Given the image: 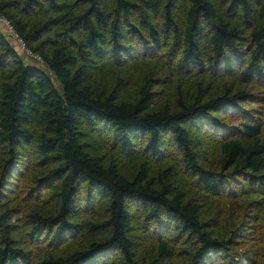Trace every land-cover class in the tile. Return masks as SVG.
Returning a JSON list of instances; mask_svg holds the SVG:
<instances>
[{
    "label": "trees",
    "instance_id": "trees-1",
    "mask_svg": "<svg viewBox=\"0 0 264 264\" xmlns=\"http://www.w3.org/2000/svg\"><path fill=\"white\" fill-rule=\"evenodd\" d=\"M0 15V264H264V0Z\"/></svg>",
    "mask_w": 264,
    "mask_h": 264
},
{
    "label": "built area",
    "instance_id": "built-area-1",
    "mask_svg": "<svg viewBox=\"0 0 264 264\" xmlns=\"http://www.w3.org/2000/svg\"><path fill=\"white\" fill-rule=\"evenodd\" d=\"M0 26L3 28L4 32L7 36H9L18 48V51L21 55L26 57V59L32 60L33 62L37 63L38 65L42 64V58L37 54H34L31 50H29L22 38L17 34L14 30L11 22L5 18L4 16L0 15Z\"/></svg>",
    "mask_w": 264,
    "mask_h": 264
},
{
    "label": "rangeland",
    "instance_id": "rangeland-1",
    "mask_svg": "<svg viewBox=\"0 0 264 264\" xmlns=\"http://www.w3.org/2000/svg\"><path fill=\"white\" fill-rule=\"evenodd\" d=\"M0 29L4 32V30H3V28H2L1 26H0ZM11 43H12V45L16 48V50L18 51V48H17L16 44H15L14 42H11ZM18 52H19V51H18ZM25 59H26V57H25ZM26 61H27V62L34 63V62L30 61L29 59H26ZM90 142H91V141H90ZM204 144H205V143H204ZM205 145H207V144H205ZM91 151H94V152H95L96 149L91 148ZM123 161L126 163V160L123 159ZM123 165L126 166L124 163H123ZM143 254H144V252H143L142 254H140V255H143ZM237 264H246V261L240 258V259L238 260Z\"/></svg>",
    "mask_w": 264,
    "mask_h": 264
}]
</instances>
